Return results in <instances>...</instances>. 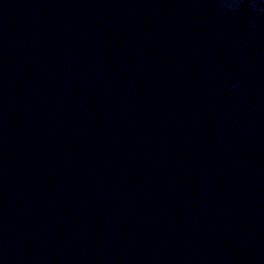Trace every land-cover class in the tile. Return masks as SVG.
<instances>
[{
	"label": "water",
	"instance_id": "1",
	"mask_svg": "<svg viewBox=\"0 0 264 264\" xmlns=\"http://www.w3.org/2000/svg\"><path fill=\"white\" fill-rule=\"evenodd\" d=\"M0 264H264V0H0Z\"/></svg>",
	"mask_w": 264,
	"mask_h": 264
}]
</instances>
